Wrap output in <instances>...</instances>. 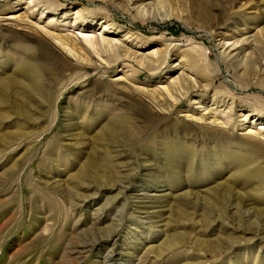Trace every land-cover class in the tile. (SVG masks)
Returning <instances> with one entry per match:
<instances>
[{
	"label": "rangeland",
	"instance_id": "1",
	"mask_svg": "<svg viewBox=\"0 0 264 264\" xmlns=\"http://www.w3.org/2000/svg\"><path fill=\"white\" fill-rule=\"evenodd\" d=\"M0 264H264V0H0Z\"/></svg>",
	"mask_w": 264,
	"mask_h": 264
},
{
	"label": "bare ground",
	"instance_id": "2",
	"mask_svg": "<svg viewBox=\"0 0 264 264\" xmlns=\"http://www.w3.org/2000/svg\"><path fill=\"white\" fill-rule=\"evenodd\" d=\"M182 44V43H181ZM184 44V43H183ZM187 45V44H186ZM207 59V58H206ZM194 60V59H193ZM204 62V61H203ZM210 63L209 62H207V60L204 62V67H206V68H208V65H209ZM210 65H212V64H210ZM205 70V69H204ZM216 71V70H215ZM205 72H206V70H205ZM217 72V71H216ZM252 72H254V68L253 67H245L244 68V75L246 76V75H248V74H250V73H252ZM211 73V72H210ZM218 73V72H217ZM207 74V73H206ZM206 74H204V76L205 77H208V81H210V80H212L213 79V77H212V75H210V76H208L209 75V72H208V75H206ZM212 82V81H211ZM242 85L244 84V85H247L248 83H246V82H243V83H241ZM263 88V87H262ZM233 98V97H232Z\"/></svg>",
	"mask_w": 264,
	"mask_h": 264
}]
</instances>
